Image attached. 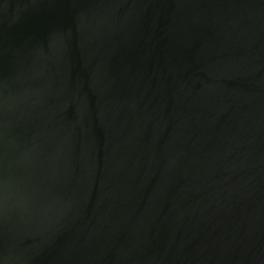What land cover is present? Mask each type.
I'll return each instance as SVG.
<instances>
[{
  "label": "water",
  "instance_id": "1",
  "mask_svg": "<svg viewBox=\"0 0 264 264\" xmlns=\"http://www.w3.org/2000/svg\"><path fill=\"white\" fill-rule=\"evenodd\" d=\"M0 264H264V0H0Z\"/></svg>",
  "mask_w": 264,
  "mask_h": 264
}]
</instances>
